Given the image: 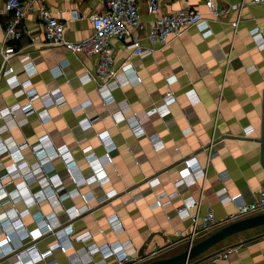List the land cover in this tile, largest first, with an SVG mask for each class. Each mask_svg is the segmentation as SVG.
<instances>
[{
	"label": "crops",
	"instance_id": "obj_1",
	"mask_svg": "<svg viewBox=\"0 0 264 264\" xmlns=\"http://www.w3.org/2000/svg\"><path fill=\"white\" fill-rule=\"evenodd\" d=\"M4 1L0 0V49L7 44L13 54L3 63L0 53V108L27 101L20 87L10 88L2 74L5 65L13 68L19 80L28 77L22 72L20 60L27 53L35 67L28 77L30 85L39 93L48 91L50 86L58 88L63 97L46 105L39 98L33 100L35 109L47 110L49 118L46 120H42L37 112H31L25 123L2 129L5 123L0 119L3 141L27 143L20 149L24 163L18 168L19 176L10 178L6 175L5 167L12 158L7 153L0 154V185L5 191L0 194V212L15 209L25 229L33 230L40 225L33 217L37 212L46 215L61 206L55 215L65 223L72 220L75 233L88 230L91 233L89 240L97 243L128 239L143 257L130 264H141L188 247L190 219L178 212L184 207V200L200 201L198 210L201 213L210 206L215 216L222 220L212 230L195 234V242L228 223L225 216L236 209V202H222L216 192L221 188L228 195L241 192V197L236 199L239 202L251 199L255 190L264 184V47H255L249 32L253 26H259L264 32L262 4L245 3L239 7L240 0H214L217 5L235 4L237 7H230L222 19L210 21L211 33L204 34L192 25L149 55L133 53L124 41L110 38L114 46L112 69L119 71L122 63L127 61L131 70H125L126 76L136 75L140 80L114 87L111 91L114 103L105 104L97 90L100 79L83 82L79 78L84 73H95L98 55L75 54L64 45L43 43L42 21L35 8H28L20 21V36L3 42V27L10 18V13L4 9ZM22 1L27 3L28 0ZM41 1L53 16L65 23L64 37L72 41L87 36L92 30L91 15L105 9V0ZM136 1L141 19L147 26L155 14L147 10V0ZM159 6V11L188 7L208 15L203 0H160ZM237 18L234 28L231 22ZM132 34L141 36L142 42H146L144 30L135 28ZM36 35L37 42L32 44L30 36ZM221 52L229 53L228 61L218 58ZM59 60L65 62L61 73L54 75L58 68L53 65ZM202 67L206 69L203 73ZM172 76L174 79L170 80ZM168 88L173 90L176 98L169 104V114L161 117L152 113L143 125L144 134L135 135L124 116L159 106ZM189 90L195 93L194 103L187 97ZM85 100L88 105L82 104ZM90 115V127H84L82 120ZM188 126L191 130L185 132ZM98 131L108 134L113 148L110 160L92 166L85 154L93 151L100 157L106 151L104 141L107 139L98 137ZM45 134L48 138L47 144L43 145L42 161L55 147L66 145L81 174L104 177L103 182H85L78 187L81 192L92 191L95 197L87 201L88 209L72 219L66 208L85 203L79 194L60 198L52 187L54 192L46 198L27 202V196H35L43 187L42 181L27 178L26 172L38 161L32 145ZM149 135H155L154 138L160 139L163 145L155 149ZM186 159L195 163L194 166L203 167L205 176L181 188L177 194H171L175 189L174 182L188 167ZM51 165L45 174L49 176L56 172L66 188L73 187L65 164L56 161ZM15 190L17 193L12 197L11 192ZM108 190H115L116 194L109 196ZM157 194H162V204L152 207ZM196 209L195 205L189 208L191 212ZM24 210L26 213L22 214ZM113 212L122 221V231L115 232L106 221V216ZM12 213L10 217L15 215ZM20 233L10 232V244L19 241ZM3 238L0 225V247L5 246L4 242L1 244ZM54 241V235L48 232L37 237L35 245L42 251ZM83 244L72 241L65 251L56 247L51 254L53 257L47 260L53 258L58 264H70L67 255L72 251L86 252L81 248ZM230 248L227 258L211 261L213 254ZM101 259L98 252L91 255V261L100 262ZM0 264L7 262L0 259ZM103 264L118 263L109 255ZM185 264H264V224L228 235Z\"/></svg>",
	"mask_w": 264,
	"mask_h": 264
},
{
	"label": "built area",
	"instance_id": "obj_2",
	"mask_svg": "<svg viewBox=\"0 0 264 264\" xmlns=\"http://www.w3.org/2000/svg\"><path fill=\"white\" fill-rule=\"evenodd\" d=\"M203 1L207 8L208 15L203 14L198 9L188 7L178 8L166 12L159 11L160 0H147V10L151 13H154L155 17L147 26H145V23L141 19L139 5L136 0H105V9L101 12L93 13L90 17L92 25L91 32L82 39L72 41L64 37L65 23L53 16L50 10L42 3L41 0H28L27 3H24L22 0H5L4 9L10 13V18L3 27V42L7 43L9 39L18 38L20 36V31L18 30L20 21L24 18L28 8H35L38 11V15L42 21L43 43L48 45H64L75 54L83 53L85 55H98L95 73L92 75H90V73H84L81 74L79 78L83 82L90 79L98 82L100 79V82L98 83L99 85L97 86L98 93L105 104H111L114 103L115 100L113 99L111 93L114 87L129 83L130 81H139L140 77L133 75L129 78L126 76L125 70H131L130 63L127 61L122 63L121 69L119 71L112 69L111 63L114 46L112 43H110V38L114 37L124 41L126 46L129 47L133 53H136L140 56L149 55L154 53L155 50L170 43L172 38L180 35L186 28L192 25L198 27L204 34L211 33L209 22L222 19L230 7L236 6L235 4H231V6L217 5L214 0ZM245 3H257L264 6V0H240L239 7ZM237 22L238 18L231 22L234 28L236 27ZM135 28L145 31L143 36L146 39L145 43L142 42L141 36H134L132 34V29ZM249 32L254 46L257 48H263L264 32L259 28V26H253ZM37 38V35L30 36L31 43H36ZM0 53L4 63L13 54V51L6 44L4 47H1ZM218 58L228 61L229 53L221 52ZM20 60L22 62V72L29 77L35 71V67L31 63L32 61L30 60L29 54L27 53L23 55L20 57ZM64 62V60H59L58 63L53 65V68H58L56 73H53L54 75L61 73L59 71ZM3 66L4 68L2 74L8 86L10 88L19 86V90L25 94L27 101L22 104L14 103L0 108V119H3L5 123L1 128L3 129L7 126L10 127L25 123L27 121V115L31 112H37L42 120L48 119L49 115L47 110L44 108L43 110L35 109L33 106V100L39 98L45 105L48 102H58L63 97L61 91L58 90V88L52 89V86H50L48 91L39 93L34 86L30 85V79L28 77H26L24 80H19L17 73L13 71L11 66ZM200 71L203 73L206 71V69L202 67ZM171 79H174V76H172L170 80ZM187 97L191 99V103H194V100H196L195 93L191 90L188 91ZM175 100L176 98L173 90L168 88L163 94L162 103L159 106L143 109L124 117L126 118L132 129V132L135 135L144 134L143 125L149 116L152 113H157L161 117H166V115L169 114V104ZM82 104L88 105V101H82ZM120 116L123 117L122 113ZM90 118L91 115L90 117H85L82 120L85 124L83 125L84 127H90L88 121ZM246 128L247 130L244 132L248 134L249 128ZM190 130L191 128L189 126L184 129L185 132H189ZM154 136L155 135H149V138L153 147L158 149L163 145V143L160 139L154 138ZM47 138L48 137L45 134L41 136L40 140L36 144L32 145V149L37 156L38 161L32 163V166L28 168L26 177L36 178L37 180L42 181L43 187L38 191V193L35 194V196H27V202L35 201V199L39 200L46 198L48 195H50L49 193L52 194L54 192L52 187H55L56 183L63 185L62 177L56 173L50 174L49 176L45 174V171H48L49 168L52 167L51 163H53V158L58 155L56 152H60L59 148L63 149L61 159L65 164L68 176L69 178H72L75 183L80 180H83L84 183H100L104 181V177L98 178L94 175L83 177V179L80 177H78V180L75 179L77 176L75 172L77 169L76 162L66 145L56 147L55 150L47 153L48 156L44 157V161H42L44 152L43 145L47 144ZM100 138L105 140L107 139L104 141V144L106 145L104 156L99 157L94 154L93 151L87 152L85 154L88 163L92 166L111 159L110 151L112 150L113 145L108 134L101 133ZM5 141L0 138V154L7 153L12 158V161L6 165L5 168L7 173L6 175H9L10 178H14L17 175L19 176L18 168L24 163L20 149L27 145V143L23 142L20 144H15L13 141ZM74 164L76 167H73ZM186 164L188 167L186 168L185 173H182L181 177L174 182L175 189L171 194H177L181 188H186L188 185L195 182L196 179L205 176V169H203V167L199 165L194 166L195 163H191L189 159H186ZM71 169L74 171L72 172ZM223 189L224 188H221L219 192H216L220 200L222 202L228 200L236 202L235 211L225 216L224 219H226V221H232L247 215L264 211V184L255 190V194H253L251 199H242L239 202H237L236 199L241 197V192L228 195L221 191ZM0 190H3L1 185ZM72 191L77 192V188L74 187ZM1 193H5V191L3 190L0 192V194ZM11 193V196L15 197L17 190ZM57 193L60 194V192ZM161 195H156V199L151 204L152 207L162 204L160 200ZM199 202L200 201L195 199H191V201L184 200L182 205L184 207L178 209L180 214L187 216L190 219L189 244L193 243V237L195 234H198L201 231L212 230L222 222V220L215 216L214 211L210 206H208L203 213L199 212ZM193 205H195L197 209L196 211L191 212L189 208ZM59 208H61V206H58V209ZM15 211V209H12L11 212L8 213L7 211L0 212V225L4 234L1 244L2 242L5 244V246L0 247V259L5 260L7 264H36L34 262L40 259H44L40 264H57L53 258L50 260L46 259L49 251L56 247H60V249L63 251L67 250L72 244L73 237L77 241H85L91 237V233L88 230L75 233L72 222L62 225L63 221H61L55 215L54 210L51 211V213H47L46 215L41 211L37 212L33 217L34 220L40 222L39 227L33 230L25 229L18 216L19 213H16ZM12 212L15 213V215L10 217L9 215H11ZM21 213H26V210L21 211ZM108 219H113L110 222L112 223L111 226L115 232L122 231V221H120L119 218H116L115 214L111 213L110 216L108 215ZM11 231L21 232L19 234L20 239L18 243H12L15 245L14 249L11 248L12 244H10ZM48 232L53 233L55 241L47 248V251H40L35 245V239ZM84 234H86L85 237H81ZM86 248L88 251L83 253H77V251H72L69 253L67 258L70 263L103 264L105 262V257L109 255L114 256L118 264H129L143 258L142 255L138 254L137 250L128 239L122 242L113 240L101 245H87ZM231 250L232 248L226 251L217 252L213 254L210 259L211 261H216L217 259L227 258ZM88 252L92 254L101 252V261H91L92 254L89 256Z\"/></svg>",
	"mask_w": 264,
	"mask_h": 264
},
{
	"label": "water",
	"instance_id": "obj_3",
	"mask_svg": "<svg viewBox=\"0 0 264 264\" xmlns=\"http://www.w3.org/2000/svg\"><path fill=\"white\" fill-rule=\"evenodd\" d=\"M264 224V211L247 215L219 226L201 239L189 244L182 251L164 257H158L141 264H185L189 259L211 247L228 235L237 231Z\"/></svg>",
	"mask_w": 264,
	"mask_h": 264
},
{
	"label": "rangeland",
	"instance_id": "obj_4",
	"mask_svg": "<svg viewBox=\"0 0 264 264\" xmlns=\"http://www.w3.org/2000/svg\"><path fill=\"white\" fill-rule=\"evenodd\" d=\"M96 135L99 137L100 135H101V132L100 131H98L97 133H96ZM56 148V147H55ZM55 148H54V150H55ZM60 149V152H56V153H58V155L55 157V158H53V162H56V161H62V159H61V155L63 154V149L62 148H59ZM72 154V153H71ZM51 161V160H50ZM63 162V161H62ZM96 166V165H95ZM73 167H76L75 166V164H74V166ZM71 171L73 172L74 170H72L71 169ZM75 172H76V174H77V176L75 177V179H77L78 180V177H80V178H82L83 179V177H85L83 174H81L80 172H79V170L78 169H76L75 170ZM56 173V172H55ZM57 174V173H56ZM58 175V174H57ZM92 175H94V176H96L95 174H92ZM71 180H72V186L73 187H71V188H66L64 185H59L58 183H56L55 184V187H54V191H55V193H57V192H60V194H59V196L58 197H60V198H64V197H70V196H75V195H82V198L85 200V203L83 204V205H78V206H76V205H73V204H71V205H69L67 208H66V210L70 213V218L72 219V218H74L76 215H78L80 212H82L83 210H86V209H88V204H87V201H89V200H92L94 197H95V195H94V193L92 192V191H84V192H81V190H79V186L80 185H82V183H84L83 182V180H80V181H78V182H74L73 181V179L72 178H70ZM86 183H89V184H92L93 182H86ZM74 187H76L77 188V192H74V191H72L73 190V188ZM65 192V193H64ZM71 195H70V194ZM106 193H108V195L109 196H113V195H115L116 194V191L115 190H108V191H106ZM107 196V195H106ZM114 214H115V217L116 218H119V216L117 215V213L116 212H113ZM110 216V215H109ZM111 220H113V219H111ZM111 220H109L108 219V216H106V221L108 222V224L110 225V227H111V229H112V226H111ZM68 222H72V220H70V221H66V223L65 222H63V224L62 225H65V224H67ZM123 229H124V226H123ZM122 229V230H123ZM100 232H102V229H100ZM53 234V233H52ZM81 237H83V236H81ZM73 241H76L75 239H74V237H73ZM80 242H84V244L81 246V248L82 249H86V246L87 245H89V246H93L94 244H97V245H101V244H103V243H108L109 242V240H105V241H103L102 243H97V242H94V241H90L89 239L88 240H85V241H80ZM59 249H60V247H59ZM48 249H45V250H42V251H47ZM52 251L53 250H51V251H49V253H48V255H47V257H46V259H48V258H50V257H53V256H51V254H52ZM98 253H100L101 254V252H98ZM102 255V254H101ZM92 259L94 260V258L92 257ZM40 261H42V259L40 260ZM70 262V261H69ZM58 264V263H57ZM70 264H72V263H70ZM130 264V263H129Z\"/></svg>",
	"mask_w": 264,
	"mask_h": 264
},
{
	"label": "bare ground",
	"instance_id": "obj_5",
	"mask_svg": "<svg viewBox=\"0 0 264 264\" xmlns=\"http://www.w3.org/2000/svg\"><path fill=\"white\" fill-rule=\"evenodd\" d=\"M56 150H57V149H56ZM57 151H58V150H57ZM86 234H87V233H86ZM86 234H84V235H82V236L85 237ZM24 237H25V236H24ZM17 243H18V242H17ZM17 247H18V246H17ZM11 248L14 249V248H15V245L12 244V245H11ZM85 250L88 251L87 248H86ZM8 253H9V252H8ZM89 254H92V253H89V252H88V255H89ZM40 260H41V259H40ZM40 260H36L34 263H37V262H39ZM42 260H44V259H42Z\"/></svg>",
	"mask_w": 264,
	"mask_h": 264
}]
</instances>
